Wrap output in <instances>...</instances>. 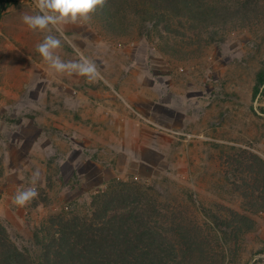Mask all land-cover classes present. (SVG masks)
Segmentation results:
<instances>
[{
  "label": "rangeland",
  "instance_id": "374dc122",
  "mask_svg": "<svg viewBox=\"0 0 264 264\" xmlns=\"http://www.w3.org/2000/svg\"><path fill=\"white\" fill-rule=\"evenodd\" d=\"M216 1L242 12L193 47L136 19L119 34L94 16L65 26L62 58H77L74 45L100 68L88 83L35 51L43 36L21 22L34 0H0V221L19 248L36 253L42 222L86 212L117 179L145 188L172 220L217 217L225 264H264V97L252 99L264 0ZM37 170L38 196L15 206Z\"/></svg>",
  "mask_w": 264,
  "mask_h": 264
},
{
  "label": "trees",
  "instance_id": "16d2710c",
  "mask_svg": "<svg viewBox=\"0 0 264 264\" xmlns=\"http://www.w3.org/2000/svg\"><path fill=\"white\" fill-rule=\"evenodd\" d=\"M223 3L107 0L93 16L115 34L127 31L136 19L161 28L176 46L193 47L200 45L209 29L219 23L225 27L232 22L228 16L242 12L239 8L233 13ZM258 96L264 97V61L256 71L252 99ZM259 110L264 115V108ZM109 182L92 196L86 212L55 213L42 222L31 236L36 253L19 248L0 221V264L226 263L227 249L218 235L223 222L217 217L212 218V226L172 220L137 183L117 179ZM240 220L244 224L246 218L241 216Z\"/></svg>",
  "mask_w": 264,
  "mask_h": 264
},
{
  "label": "clouds",
  "instance_id": "9594fccd",
  "mask_svg": "<svg viewBox=\"0 0 264 264\" xmlns=\"http://www.w3.org/2000/svg\"><path fill=\"white\" fill-rule=\"evenodd\" d=\"M107 0H34V12L22 13L21 22L27 30L42 34L35 51L54 73L61 76L84 77L88 83L101 78V71L95 60L76 49V59L65 60L60 52L64 43L70 42L64 33L67 25L87 24L98 8H103ZM55 33V34H53ZM24 180V176L20 177ZM39 171L31 173L29 186L21 188L13 196L12 203L17 207H25L37 196Z\"/></svg>",
  "mask_w": 264,
  "mask_h": 264
}]
</instances>
